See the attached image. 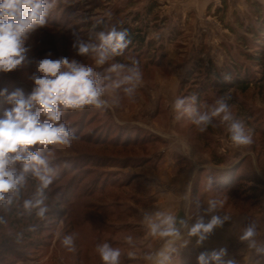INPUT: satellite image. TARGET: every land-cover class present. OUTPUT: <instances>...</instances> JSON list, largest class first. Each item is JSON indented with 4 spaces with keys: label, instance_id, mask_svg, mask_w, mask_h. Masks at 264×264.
Here are the masks:
<instances>
[{
    "label": "rangeland",
    "instance_id": "rangeland-1",
    "mask_svg": "<svg viewBox=\"0 0 264 264\" xmlns=\"http://www.w3.org/2000/svg\"><path fill=\"white\" fill-rule=\"evenodd\" d=\"M79 1L58 0L48 24L32 33L26 42V46L30 47L28 62L9 74L0 73V77H10L7 85L0 81V90L7 89L11 93L19 88L26 95L29 94L32 83L28 76L34 71L36 59H42L48 53L54 59H75L78 55L72 48L73 37L78 34L81 38H88L90 29L85 27L87 22L96 19L94 17H100L98 20L106 17L107 25L111 27L116 25L118 19L122 23L123 15L131 13L128 11H141L149 0H86L82 4ZM155 1L160 4L161 15L166 21L157 26L158 29H150V37L156 46L149 57L156 51L158 56H163V60L159 66H153L145 54L137 56L135 51L125 49L123 56L102 66L106 68L113 62L130 63L129 58L135 57L140 62L142 85L137 88L134 98H128L123 93L119 96L118 90L110 89L104 98L109 104H114L111 108L95 109L89 106L64 114L62 121L73 130L78 142L71 143L70 147L49 145L48 149H41V154L48 156L55 170L53 183L46 189V203L50 211L46 219H38L36 224L42 225L43 229L41 236L34 238L42 243L45 241V248L39 254L30 255L22 249L19 260L0 257V264H102L96 252V244L102 242L121 249V264H128L124 259L126 255L130 256L131 264H146L145 260L133 261L137 255L134 250L139 244L133 238L131 243L127 242L126 229L132 230L134 226L142 228L145 211L151 212L149 182L156 183V175L161 174L157 166L166 162L177 164L179 173H184L189 166H200L198 174L204 176L205 166L201 165L210 162L208 167L219 168V162L226 161L221 167L222 171L228 176L232 172L237 177L243 175L237 188L248 189L253 169L250 159L258 169L257 153L264 156V85L241 93L216 83L209 68L220 71L234 60L250 65L240 53L241 49L253 53L256 50L253 45L256 37L244 36L249 50L240 44L241 39H237L243 32L241 25L255 27L253 4L260 3L264 8V0ZM122 11L123 15L119 14ZM106 13L112 14L110 19ZM54 24L61 29H56L52 26ZM70 32L67 36L66 33ZM157 33L159 40L154 38ZM161 40L163 43L159 44ZM31 53L34 54L33 58H30ZM82 58V63L97 67L90 57ZM251 69L259 76V68L251 66ZM193 94L197 96V109L202 104H213L219 96L227 95L232 113L245 121L253 144L239 148L233 146L225 128L218 121H215L217 127L209 126L206 131L208 136H202L187 116L175 120L171 102L177 96ZM2 100L4 109L10 107L5 97ZM88 137L92 142H110L114 145L128 139L131 141L128 140L130 147L125 152L108 147L105 151L113 158L100 164L87 158L94 153L103 154L97 151V147L83 143ZM135 139L138 144L144 139L147 145L134 147ZM127 156L135 158L123 160ZM35 184L36 181L30 177L24 191L28 197L34 192ZM69 187L76 196L67 197L65 201L61 196L66 195ZM160 190L164 191L163 188ZM57 193L60 194L58 201ZM222 200V210L232 216L246 218L244 227L249 222L256 223L258 239L264 241V186L257 190L256 200L260 203L254 209H242L239 205L227 204L225 199ZM67 234H75L74 252L68 251L61 243ZM237 234L233 239L238 245V264H245L242 254L247 255L246 264H256L260 258L254 250L239 242L240 232ZM114 241L118 242L114 244Z\"/></svg>",
    "mask_w": 264,
    "mask_h": 264
},
{
    "label": "clouds",
    "instance_id": "clouds-1",
    "mask_svg": "<svg viewBox=\"0 0 264 264\" xmlns=\"http://www.w3.org/2000/svg\"><path fill=\"white\" fill-rule=\"evenodd\" d=\"M58 0H0V73H9L28 62L30 47L26 46L30 35L48 24V18L56 8ZM111 18V13H106ZM100 25L103 28L97 30ZM159 40L160 35L155 34ZM132 43L126 29L118 30L115 25L109 27L103 20H97L88 33V38L74 34L72 48L78 56H88L97 66L86 65L68 57L52 58L51 53L34 61V71L28 76L32 83L29 94L22 89L8 93L0 90L10 105L0 115V225L7 224L6 216L16 210L19 215L46 219L50 211L46 201V189L53 183L54 169L48 156L41 149L49 145L71 146L77 139L73 130L62 121L69 110H81L85 107L108 109L104 97L110 89L120 90L128 98H134L138 87L142 85L143 74L140 62L130 57V63L113 62L123 56L124 50ZM102 69V70H97ZM225 80L231 77L224 75ZM228 96H219L211 105L195 107L197 96H177L171 107L175 120L190 118L199 133L207 131L209 126L217 127L218 121L228 134L231 144L237 148L250 146L253 138L246 129L245 121L235 116L229 104ZM36 181L34 192L27 198L24 191L29 180ZM213 188L209 177L207 190ZM59 193L56 199L59 200ZM224 201L213 197L206 202L196 201V213L187 218L168 210L145 211L142 223L147 235L160 238L162 245L143 254L148 264H172L181 249L191 238H196L197 246L203 244L214 229L223 227L232 216L225 213L216 215ZM210 216V219L205 218ZM194 220V222H192ZM38 225H30L28 231H36ZM18 234L17 239L22 237ZM257 224L249 222L240 230L238 240L249 250H254L264 262V241L258 239ZM75 234L64 235L61 243L68 251H75ZM129 243L132 237L126 238ZM102 264H121V249L112 247L108 242L96 244ZM227 249L200 253L198 264H237L227 257Z\"/></svg>",
    "mask_w": 264,
    "mask_h": 264
},
{
    "label": "trees",
    "instance_id": "trees-1",
    "mask_svg": "<svg viewBox=\"0 0 264 264\" xmlns=\"http://www.w3.org/2000/svg\"><path fill=\"white\" fill-rule=\"evenodd\" d=\"M86 0H80L78 3L82 4ZM253 10L256 14V21H255V27L253 25H241L243 27V32L238 35V41L241 39L240 44H242L245 49L249 50L248 41L244 36H252L255 38V41L253 42V45H255L256 50L253 53H249L248 51H243L241 49L240 55L245 59L247 63L250 65H247L245 63H242L238 60L232 61L228 66L223 67L220 71H213L211 68H209V72H211L210 75L214 78V81L218 84H220L222 87H229L231 89L239 90L241 93H246L249 90H251L254 87L262 86L264 85V8L263 5L260 3H254L253 4ZM100 6V5H99ZM101 7V6H100ZM103 8V7H102ZM123 12H120L119 14L123 15ZM131 13H127L126 15H123L122 17V23L121 20L118 19V22L116 23V27L118 30H124L126 29L129 33V38L131 39L132 43L128 46L126 49H130L132 52L135 51V54L138 56V54H145L147 57H149L150 53L152 52L153 48L156 46V42L150 37V29L157 28V26H160L163 22L166 21L165 17H162L161 15V6L160 4L155 0H149L148 3H146L141 11H128ZM120 17V16H119ZM96 19H91L89 22L85 24V27L87 30H91L92 26L95 24V22L98 20L97 18L100 17H94ZM105 24L108 23V20L106 17H102V19ZM56 27V29H61L58 25H52ZM104 25H100L97 30H100L103 28ZM232 29V28H231ZM234 29H232L233 31ZM62 34V33H61ZM70 33H66L67 36H69ZM74 38V37H73ZM62 40V39H61ZM163 43L161 40L159 44ZM38 47V46H37ZM160 48V45L159 47ZM130 51V52H131ZM34 54L31 53L30 58H33ZM117 58V57H116ZM75 59L79 62H83V58L81 56H75ZM149 62L153 66H159L160 61L163 60V56H158L156 54V51L153 52L151 57H149ZM251 66L259 68V76L257 74H254ZM102 70V69H100ZM9 74V73H6ZM224 75H228L231 77V80H225ZM13 77L15 75H12ZM10 77H0V81L2 84L7 85V82L9 81ZM200 90V89H199ZM203 90V89H202ZM201 91V90H200ZM119 96H121L122 91L118 90ZM202 92H199V94ZM200 96V95H198ZM3 97H0V115H2L4 111V107L2 106V100ZM203 135H207V133H200ZM198 133V136L200 135ZM130 140V139H128ZM120 141L118 143L112 144L110 142H99L95 141L92 142L91 139L86 138L84 141L80 139V141H83L86 145H93L97 147V151L102 152L103 154L94 153V155H90L89 160L92 159L95 160V162H98L100 164L106 163L110 158H113L111 155H109L107 150L108 147L113 150H120V151H126L127 148L129 149L130 143L129 141ZM78 140H73L72 143H76ZM131 141V140H130ZM134 147L135 146H146L147 143H145V140L142 139L141 143L138 144L137 139L134 141ZM126 149V150H125ZM254 149V148H253ZM118 152V151H116ZM264 157V156H263ZM261 157L260 153H257V163L256 169L253 165V159H250L252 161V171L251 176L249 179V187L248 189H238L237 187L238 182H241L240 180L243 179V175L240 177L235 176V173H230V175H226L223 171V169H211V170H204L205 175L202 176L201 174H198L196 177V180L194 182V187L192 190L193 200H196L197 194L201 190V187H204L207 189V183L209 177L212 179L213 188L210 193L214 195V197L219 199H225L227 201V204H233V205H239L242 209H254L259 205V200H256L257 197V190L259 187L264 186V159ZM132 158H135L133 156H127L124 157L123 160H131ZM250 158V157H249ZM219 164L225 165L226 161L219 162ZM246 165V164H243ZM223 170V171H222ZM217 171H220L218 174ZM261 173L263 175H261ZM147 191V189H146ZM248 191V192H247ZM246 194H248L246 196ZM76 193L74 190H71L70 187L66 190V195L61 196L66 201L65 198L67 197H75ZM24 197L27 198V193L24 192ZM68 202V201H67ZM48 214V213H47ZM46 214V216H47ZM7 224L0 225V257L4 260H7L8 258L15 259V261L19 260V258L22 257V249L27 250V253L30 255L32 253H38L40 250L45 248L44 242L36 241V239L41 236L42 232V225H38L36 231H28V227L30 225H37L38 219L33 214L32 216L27 215H19L16 210H13L12 213L8 214L6 217ZM73 232V229H70ZM127 233L125 236H131L134 241L140 237V228L134 226L132 230L126 229ZM22 233V237L18 240L17 236L18 234ZM34 238H36L34 240ZM127 240V239H126ZM118 241H114V244H116ZM121 243L122 241L119 240ZM128 242V240H127ZM18 245H23V247H18ZM21 249V250H20ZM125 261H130V258L126 255L124 257Z\"/></svg>",
    "mask_w": 264,
    "mask_h": 264
},
{
    "label": "crops",
    "instance_id": "crops-1",
    "mask_svg": "<svg viewBox=\"0 0 264 264\" xmlns=\"http://www.w3.org/2000/svg\"><path fill=\"white\" fill-rule=\"evenodd\" d=\"M209 165L210 162L209 164L207 163L201 166H205L204 169L206 170L222 169V166L219 168H214L213 166L208 167ZM157 167V170H159V173H161L160 175H156L158 176L155 183L157 186L153 184L152 181L149 182V207H151V212L158 210H168L175 213L178 218H187L195 215V204L198 199L201 202H206L207 198L214 197L212 192L210 193L207 189L201 187V190L197 194L196 200H193L192 190L196 177L198 176L200 166H189L184 173H179L177 170L178 166L175 163L166 162L158 165ZM161 188H163L164 191L160 190ZM222 209L223 206L218 212L213 214L220 216H223L225 213L229 215L231 214ZM205 219H210V216H207ZM192 222H194V220ZM240 222L241 226L239 225ZM245 222V217H239L233 214L232 219L225 222L223 227L214 229L213 233L208 237L207 240L203 242L202 245L197 246L196 238L192 237L189 244L180 250L178 257L173 258L172 264H198L197 257L200 253L210 254L213 251H218L220 248H226L228 254L226 258L234 259L238 264L240 260L236 253H238L239 250L238 245L235 243L236 240L233 239V236L240 232L242 228H244ZM141 226L142 228L139 227L141 233L140 237L134 241L135 243L139 244V246L134 250V252H136L135 254H137L133 259L134 262H142V260H145L143 259V254L145 252L159 248L162 245L160 238L149 237L143 223H141ZM242 256H244L243 260L246 264L247 255L242 254ZM131 262L132 261H127L128 264H131ZM146 264H148L147 261Z\"/></svg>",
    "mask_w": 264,
    "mask_h": 264
}]
</instances>
